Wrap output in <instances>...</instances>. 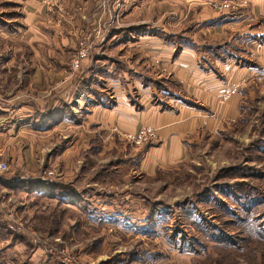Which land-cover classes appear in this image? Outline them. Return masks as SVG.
Here are the masks:
<instances>
[{"label": "crops", "instance_id": "0c3cea01", "mask_svg": "<svg viewBox=\"0 0 264 264\" xmlns=\"http://www.w3.org/2000/svg\"><path fill=\"white\" fill-rule=\"evenodd\" d=\"M23 1L24 25L30 32L17 33L22 45L16 52L18 58L28 53L33 62L26 58L15 63L11 55L0 61V155L9 161V170L0 172V196L9 204L8 209L0 208V242L24 248L33 244L36 252L30 262L20 255L15 262L0 250V263L112 264L100 255L93 257L92 240L85 245L87 252L68 261L52 253V245L41 238L36 242L20 234L7 218L12 213L41 224L48 206L53 211L50 226L67 232L69 245L75 231L100 233L107 228L147 240L148 229L140 235L139 228L148 227L154 211L144 208L140 215L136 186L128 182L122 189L110 190L104 185L112 173L128 178L134 171L150 177L176 166L199 138L216 135L240 116L245 88L254 82L264 88V0H239L248 11L238 16L217 11L198 14L194 31L188 27L171 31L165 24L155 27L148 18L153 0ZM162 1L175 6L183 2ZM119 2L124 10L116 15ZM52 8L57 18L63 17L62 24L49 14ZM50 21L54 23L47 24ZM97 26L104 33L94 41L93 60L84 59L77 74L70 76L68 60L77 51L84 27ZM1 32L4 38L10 36ZM206 32L214 39L204 37ZM121 45L122 51L116 53ZM63 53L69 55L66 62L59 59ZM103 54L106 63L97 58ZM142 62L158 68L151 75L175 81L174 97L164 95L170 92L164 81L158 85L154 77L140 74ZM105 91L113 95L114 104L102 99L107 98ZM98 92L104 93L100 99ZM145 130L149 138L142 145L123 137H138ZM101 136L103 140L96 139ZM93 140L101 146H94ZM111 160L115 163H108ZM55 240L60 249L69 247L61 237ZM179 242L167 246L176 256L173 259L183 264L206 254V248L196 250L183 237ZM210 242L218 247L226 244ZM122 258L113 263L165 264L159 260L166 257L145 247Z\"/></svg>", "mask_w": 264, "mask_h": 264}, {"label": "rangeland", "instance_id": "374dc122", "mask_svg": "<svg viewBox=\"0 0 264 264\" xmlns=\"http://www.w3.org/2000/svg\"><path fill=\"white\" fill-rule=\"evenodd\" d=\"M153 1L155 6L148 15L150 22L156 25L155 27H161L162 24H165L171 31H180L179 29H182V27H188L186 30L192 28V31H194L198 14L200 15L201 13L217 11L220 14L228 12L238 16L239 14H246L248 11V7L239 0H183V2H178L180 3L178 6L163 3L162 0ZM24 5L23 0H0V33L3 30L7 35H10L8 38H4L0 34V61H3V57L8 58L11 55L15 57V63H23L26 58L27 63L33 62V57L27 51V56L23 55L19 58L17 57L18 52H16V49L22 45L21 36H18L17 33L28 30L25 29L24 25L26 18ZM116 7L115 14L120 15V12L124 10L123 3H117ZM49 12L53 16L54 8L50 9ZM61 14L63 16L64 12ZM62 19L63 17L57 18L56 13H54L56 23L62 24ZM53 23L54 21L47 22V24ZM137 25H141V23ZM86 29L87 27L83 29L85 31L84 35H88L93 27L89 28V30ZM106 29H109L108 23H106ZM199 29L200 25H198L197 31ZM8 31H11V33ZM202 35L204 37L207 36L208 40L214 39V34L211 32H206L205 35ZM202 35L198 34L200 40L204 38ZM83 36L81 34L80 38L78 37V42H76L79 43ZM93 47L88 58L90 61L93 60L91 58ZM116 47V53L122 51V45ZM73 55L74 52L70 54L72 57L68 60L69 66ZM68 57L69 55L63 53L59 56V59L66 62ZM104 57L106 56L103 54L97 58H100L102 63H106L105 60H108V58L104 59ZM45 59L50 62L49 57H44V62ZM122 65H125V61H122ZM140 65H143V70L141 68L140 74L154 77V83L156 82L155 84L158 85H161V82L164 81V84L170 87V92L164 95L169 98L174 97L172 93L175 92L176 83L173 79H163L158 75H151L153 73L152 70L158 68H153L154 66L150 62H142ZM148 71H151V73ZM106 91L104 92L106 95L98 92L97 98H102L104 94L107 98L102 99H106L109 105L114 104L115 98L110 95V92ZM243 94L240 116L216 135H203L199 138V141L194 144L193 149L190 151L189 156L176 166L162 170L150 177L142 176L134 171L128 178L124 173H112L109 175H113V177L107 179L108 183L106 182L105 187L111 188L110 190L115 188L122 189L126 183L130 182V184L136 186L133 190L139 195L140 215L144 208L154 211L152 223H149L148 227L144 226L146 228H139L140 235L145 229H148L149 238L147 240L146 238L144 240L134 239L124 232L107 228L105 232L100 233L93 231L91 233L85 230L75 231L69 245L70 242L65 240H70L71 236H68L65 231H57V228L53 230L52 226H50V214L53 211L51 212L48 206L44 210L46 215L42 214L43 216L40 217L42 220L41 224H39L38 220L33 219L34 222L31 219L29 222L24 216L17 215L16 219L23 221L24 225L30 230L20 232V234L30 239L34 238L33 234H35L46 245H52V250H54L52 253H57L70 261L73 258L77 259L75 257L78 255L87 252L88 248L85 245L88 244L89 240H92L95 241V245L91 248L93 257L100 255L109 261L108 263L112 262L114 264L113 262L121 257L126 259L134 252V249L140 250L149 247L155 251V256L166 257L159 260L162 261L161 263L183 264L173 259L176 256H173L174 254L167 246L168 243L179 246V239L183 237L188 240L186 244L194 246L196 250L202 248L201 246L206 248L204 249L206 254L199 256L198 261L194 260L191 264H264V237H261L251 229L254 224H264V88H261L259 83L254 82L245 88ZM153 102H156V100H153ZM114 136L117 137L118 135ZM107 137L110 138L112 136L110 134ZM99 138L101 139L102 136L96 137V139ZM97 141L93 140L92 144L96 147L101 146ZM101 142L103 143V141ZM109 142L110 140L103 144L107 146ZM133 145L135 144L133 143ZM120 158L121 156H117L116 159ZM0 160L7 161L2 155H0ZM108 163H115V160L108 161ZM237 188L243 190L241 192L243 199L240 198L241 196L237 192L235 193ZM247 194L250 195L248 203H246ZM8 207V201L3 196H0V208L8 209ZM248 211L250 212L249 216L248 213L246 215ZM125 217L130 220L129 215ZM63 218V215H61V219ZM244 218L252 221L249 225L250 228L248 223L244 222ZM7 220L14 226L9 216ZM233 222L235 223L234 225ZM207 224L209 225L208 229L211 226L215 227L213 229L214 233H210L208 236L203 230L207 229ZM54 225L57 226V224ZM247 231H252L256 235H249ZM221 232L235 239L236 244L234 245L240 248L218 247L210 244V240H215V236L223 237ZM58 237H61L65 246L69 245V247L60 249L55 244L59 243L55 240ZM229 240L232 239L229 238ZM99 242H103L104 246L98 247ZM24 246L9 247L5 242H0L2 254L15 262H18L19 255L27 256V261L30 262L31 260L29 261V259H32L31 255L35 254L36 251L33 244L26 246V248ZM84 263L82 260V264Z\"/></svg>", "mask_w": 264, "mask_h": 264}, {"label": "built area", "instance_id": "2783aa9c", "mask_svg": "<svg viewBox=\"0 0 264 264\" xmlns=\"http://www.w3.org/2000/svg\"><path fill=\"white\" fill-rule=\"evenodd\" d=\"M102 27L94 28L91 33L88 35H84L80 42L78 43V49L71 59L70 63V76H74L76 72L80 69L81 62L84 59H87L90 54V50L94 44L96 38H99L103 35ZM125 140L134 143L135 145H142L149 138V131L145 130L140 136L134 137L132 135L123 136ZM9 170V165L7 161L0 160V172H6ZM48 175H54L53 171L46 172ZM9 219L14 223V227L18 232L30 231L26 225H24L23 221L16 219L14 214L9 215ZM34 240L37 242L38 237L33 234ZM67 259V258H66ZM70 261L69 259H67Z\"/></svg>", "mask_w": 264, "mask_h": 264}, {"label": "trees", "instance_id": "16d2710c", "mask_svg": "<svg viewBox=\"0 0 264 264\" xmlns=\"http://www.w3.org/2000/svg\"><path fill=\"white\" fill-rule=\"evenodd\" d=\"M243 190H241V189H239V188H237L236 189V191H235V193L237 192L241 197V199H243V195L241 194V192H242ZM250 195L249 194H247L246 195V203H248V197H249ZM246 206V205H245ZM249 209V208H248ZM247 213H248V216L250 215V212L248 211V212H246V215H247ZM234 216H236V215H234ZM235 218V217H234ZM154 219V217L152 216H150L149 215V221H151L150 223H152V220ZM235 222V221H234ZM233 222V225L235 224ZM244 222L247 224L248 223V227L250 228V223H252V221L251 220H249V219H245L244 218ZM211 228V229H210ZM209 229L207 228V229H203L205 232V234L207 233V236H208V234H210V233H214L213 231V229L215 228L214 226H212V227H210ZM252 230H254L256 233H258L261 237H264V224H261V225H256V224H254V226L251 228ZM202 231V230H201ZM248 232V234L249 235H252V236H255L256 235V233H254V232H252V231H247ZM202 233H203V231H202ZM221 235L223 236V237H217V236H215L214 237V239L215 240H220L219 242H221L222 244H223V242H225L226 244H224L223 245V247H232V248H240L239 246H237V245H234V244H236L235 243V240H233L230 236H228V235H226V234H224V232H221ZM258 236V235H257ZM260 236H258L259 238H261ZM229 238L230 239H232V240H229ZM170 241H172V239H170ZM233 244V245H228V244ZM203 247V246H202ZM183 248V247H182ZM1 264V263H0Z\"/></svg>", "mask_w": 264, "mask_h": 264}]
</instances>
